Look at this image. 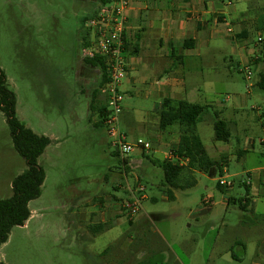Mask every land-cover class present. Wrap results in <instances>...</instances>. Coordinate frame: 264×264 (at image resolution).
I'll use <instances>...</instances> for the list:
<instances>
[{
  "label": "rangeland",
  "instance_id": "obj_1",
  "mask_svg": "<svg viewBox=\"0 0 264 264\" xmlns=\"http://www.w3.org/2000/svg\"><path fill=\"white\" fill-rule=\"evenodd\" d=\"M232 3V16H245L232 25L227 17L218 27L204 64L187 62L194 73L189 84L197 89L188 101L207 107L198 135L210 156L214 147L226 149L218 158L226 171L194 174L196 185L173 191L174 201H167L163 171L152 163L160 159L154 145L148 142L145 158L140 151L130 155L142 165L126 167L105 129L92 128L85 116L95 73L81 61V39L89 33L83 19L97 6L91 0H0V69L16 96V116L36 135L64 139L37 161L46 175L42 196L33 203L40 215L11 230L0 246L4 264H116L114 256H132L127 264L139 256L144 264H264V95L257 87L264 74V32L257 31L264 0ZM243 34L247 38L238 39ZM129 90L121 103L123 119L146 121L156 100L146 97L145 87ZM215 116L229 124V143L214 140L209 121ZM119 127L130 144L150 141L130 131L121 116ZM25 169L0 112V200L11 196L12 179ZM247 172L252 211L240 207ZM220 180L231 187L220 189ZM101 198L110 211L104 208L105 230L93 234L85 218L96 209L86 204ZM136 200V213L121 208Z\"/></svg>",
  "mask_w": 264,
  "mask_h": 264
},
{
  "label": "crops",
  "instance_id": "obj_2",
  "mask_svg": "<svg viewBox=\"0 0 264 264\" xmlns=\"http://www.w3.org/2000/svg\"><path fill=\"white\" fill-rule=\"evenodd\" d=\"M129 2L125 34L127 49L124 50L127 74L121 84L120 91L124 96L130 93L129 86L133 89L136 86H142L146 88V97L148 99H154L156 102L151 109L152 115L144 122L129 118L125 119V117L123 119V111L120 116L130 131L139 130L141 134L148 136L150 141L147 142H151L154 145L152 151L160 158L155 161L161 162L168 159L170 151L176 148L179 139V129L177 126H173L177 128L172 129L173 127H171L166 131L159 130L160 104L166 99L186 101L188 103H191L188 100H194L193 98L196 95L197 89L194 90L192 83L189 84L194 73L187 69V62L195 60L199 62V65L204 64L206 59L205 55L215 49L216 42L214 43L213 40L218 36V27L227 24V17H229L230 25L235 24L234 22L237 21L240 22L246 13H240L237 14V17H233V3H225L222 0H129ZM237 37L238 39H244L247 38V34ZM234 41L239 44H244L245 42ZM258 59L256 58L254 61L257 62L259 61ZM90 72L95 73V80L92 81L94 83L92 86L91 80L89 79L88 81L90 88L86 95L89 101L85 116L87 117L89 125L95 129L97 128L98 115L96 111L90 110V103L92 101V91L98 80L99 73L97 70ZM123 88L124 90H122ZM209 123L211 125L213 124L211 121ZM227 127L231 138V129L228 123ZM47 137L51 141V144L46 148L45 152L51 146H60L64 140L54 135ZM229 141L226 143H229ZM225 151L226 149H217L214 147L211 153L212 156L208 154L207 150L206 153L211 160L218 161V158H221ZM140 152L142 158H145V152ZM243 153L245 152L239 153V156H242ZM126 160V167L130 165L140 166L143 163L132 156H129ZM225 171L226 169L224 168L223 173ZM45 180L42 185V192L45 187ZM251 181V174L247 172V180H244V183L251 188ZM146 197L143 196L144 199ZM38 199L28 204L30 217L23 226L24 228L35 216L40 215L38 212L40 205L33 204ZM152 201L156 202L155 199ZM97 202L98 204H93V202L86 204V206L91 205L96 209L87 211L89 217L85 219L91 225L90 228H95L93 226L95 223L92 222L93 218L98 220L96 223L97 226L106 225L104 208L110 211V206L103 198L98 199ZM253 207L254 204L250 201L247 209L252 211ZM116 214L121 215L120 212ZM127 225L132 227L134 221ZM131 257L114 256L113 260L116 264H127V262L131 261ZM143 257L145 256H139L136 259V264L140 263ZM132 261L134 260L132 259ZM101 264L107 263L102 259Z\"/></svg>",
  "mask_w": 264,
  "mask_h": 264
},
{
  "label": "trees",
  "instance_id": "obj_3",
  "mask_svg": "<svg viewBox=\"0 0 264 264\" xmlns=\"http://www.w3.org/2000/svg\"><path fill=\"white\" fill-rule=\"evenodd\" d=\"M112 0H91L97 6L96 11L89 18L83 19V24L96 15L98 7L109 4ZM232 3L234 0H222ZM257 31L264 32V18L259 21ZM90 34L81 39V49L89 47ZM127 49L125 43L124 50ZM83 67L87 71L97 70L99 73L92 91L90 110L98 115L97 128H104L106 118V103L100 94V87L105 83L107 75L103 62L99 60L82 59ZM257 87L264 95V74L260 75ZM160 131L177 126L179 139L176 148L170 151V159L162 162L152 161L160 167L164 175V195L167 201H174L173 191H186L196 185L195 173L214 177L223 174L225 161H214L209 158L197 134V124L207 111V107L186 101L164 100L159 106ZM0 112L3 114L14 151L25 161L26 169L11 181V196L0 200V246L9 238L11 230L23 227L30 217L28 204L41 196L42 185L45 180L44 170L38 165V159L44 154L51 141L45 136L36 135L28 129L16 116V96L7 85L6 77L0 69ZM214 140L226 143L230 139L227 123L215 116L213 121ZM118 156V155H117ZM122 163L127 164L123 159ZM245 197L240 200V207L244 210L249 206V186L242 182ZM218 187H225L218 183ZM104 225L91 228L93 234L103 232ZM235 259V257H233ZM0 264H4L0 261ZM138 264H144L140 262Z\"/></svg>",
  "mask_w": 264,
  "mask_h": 264
},
{
  "label": "built area",
  "instance_id": "obj_4",
  "mask_svg": "<svg viewBox=\"0 0 264 264\" xmlns=\"http://www.w3.org/2000/svg\"><path fill=\"white\" fill-rule=\"evenodd\" d=\"M129 5V0H112L109 4L98 7L96 15L85 23L90 33V46L81 49V59L99 60L105 66L107 79L99 89L106 103L104 129L112 140L111 145L115 153L122 159L128 158L134 151L150 150V144L141 139L133 144L128 143L126 135L119 127L121 103L124 98L120 87L127 74L124 46ZM226 32L229 36H233L231 28ZM260 41L259 38L258 42ZM246 79H250V72L247 73ZM170 158L169 154L168 159ZM219 184L225 188L231 187L222 180ZM143 191L144 189H140V192ZM123 208L130 209L134 214L138 211V201L131 205H123Z\"/></svg>",
  "mask_w": 264,
  "mask_h": 264
}]
</instances>
